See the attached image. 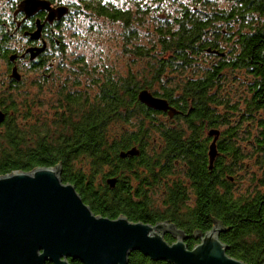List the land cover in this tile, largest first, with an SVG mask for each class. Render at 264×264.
Instances as JSON below:
<instances>
[{"label":"trees","instance_id":"trees-1","mask_svg":"<svg viewBox=\"0 0 264 264\" xmlns=\"http://www.w3.org/2000/svg\"><path fill=\"white\" fill-rule=\"evenodd\" d=\"M21 1L11 5L6 16L0 15V60L11 89L23 80L21 63L30 72L41 70L37 73L42 81L51 77L54 64L48 62L55 63L58 54L66 52L57 29L75 11L74 5L67 6L63 0H44L53 8L68 10L60 20L44 24L46 15L33 20L18 12ZM165 1L174 12H165L171 10ZM221 1L225 4L156 0L164 18L147 45L131 46L130 60L143 63L141 74L130 73L118 80L108 74L90 78L98 88L92 97L59 91L62 106L54 128L33 125L24 134L15 125L14 104L1 98L0 176L59 166L61 182L72 185L95 216L123 217L150 226L166 223L182 233L189 250L217 226L228 257L244 264H264V242L257 241L250 192L256 176L253 162L264 171V106L257 110L251 98L239 95L244 85L241 74H235L244 68L256 77L253 80L264 83V0ZM84 4L96 17L122 20L124 31L128 28V15L119 9L108 8L101 0ZM37 20L43 24L40 46L25 48L24 43L36 42L25 34L35 31ZM135 36L133 30L125 32V45ZM43 38L49 40V48ZM43 46L32 60L25 54ZM190 64L198 75L173 84L172 76ZM14 69L18 80L12 77ZM144 77L145 81H137ZM142 91L165 100L175 113L148 109L138 100ZM242 102L245 108H250L248 103L253 107L251 116L242 114ZM236 113L243 116L233 122L231 116ZM212 143L215 154L210 160ZM129 151L135 155L121 157ZM256 183L264 188L263 178ZM156 195L160 200L154 203L150 196ZM169 236L164 235V240L171 245L174 240ZM128 264L169 263L133 252Z\"/></svg>","mask_w":264,"mask_h":264},{"label":"water","instance_id":"water-1","mask_svg":"<svg viewBox=\"0 0 264 264\" xmlns=\"http://www.w3.org/2000/svg\"><path fill=\"white\" fill-rule=\"evenodd\" d=\"M67 9L53 8L44 0H23L18 12L26 19L46 12L45 23L60 20ZM25 34L38 41L43 24ZM43 47L26 50L36 58ZM13 61V59H11ZM13 78L17 79L16 70ZM138 100L148 109L175 112L168 103L147 91ZM4 116L0 113V124ZM214 143L209 148L214 158ZM135 155L134 151L121 157ZM60 168H38L31 172H12L0 176V264H128L131 253L139 252L151 261L169 264H244L226 255L217 229L206 233L191 250L183 243L182 233L166 223L155 226L131 223L123 217L115 220L95 216L75 188L59 179ZM113 185V183L111 184ZM174 242L169 245L164 235Z\"/></svg>","mask_w":264,"mask_h":264},{"label":"rangeland","instance_id":"rangeland-1","mask_svg":"<svg viewBox=\"0 0 264 264\" xmlns=\"http://www.w3.org/2000/svg\"><path fill=\"white\" fill-rule=\"evenodd\" d=\"M101 1L103 4H107L108 8L119 9L123 14H127L130 21L128 28L124 31L122 20L111 22L96 17L85 9V0H63L67 6L74 5L75 11H72V14L57 29L61 41L65 43L66 52L58 54L55 63L52 60L48 62L51 65L54 64V67H51V77H49L51 70L46 72L47 77H49L47 80L42 81L40 79L38 73H41V70H38V73L30 72L27 69L28 66L21 63L19 64V73L23 76V80L11 89L7 85L5 64L0 60V101L3 97L7 101H12L15 106V111L12 114L15 118V125L24 134L29 132L30 128L34 127L33 125H35L34 128L39 127V129L49 126L54 128L56 116L60 114L62 106L58 101L59 96L56 95L59 91L69 94H88L92 97L98 88L90 82V78L101 79L103 75L108 74L118 80L130 73L141 74L143 63L138 60V62L133 59L132 62L130 60V56H133L131 46L138 42L142 45L148 44L147 38L151 36L152 31L164 18L162 5L157 4L156 0ZM209 1H216L219 5L225 4L221 0ZM16 2L17 0H0V15L6 16L8 9ZM165 7L171 9L167 1H165ZM174 11L175 9H171L165 12ZM132 30L137 36L131 37L132 40H129L127 46L123 34ZM23 43L24 41L21 44ZM194 69H191L190 64L182 72L175 73L172 76L173 84L178 79L184 82L185 79L195 76V73L198 75ZM43 72L45 73V71ZM235 74H241L240 81L243 82L244 86L239 95L245 97L248 81H252L256 77L247 74L244 68H241L240 72L235 71ZM145 80L144 77L137 81L143 82ZM38 85H42L41 88ZM53 85L56 87H52ZM46 91H50V93H46ZM229 97L232 101V97ZM28 101H32V103L24 104ZM244 104V102L241 103L240 109L244 107ZM237 117V113L231 116L233 122L239 120ZM47 119L49 123H46ZM0 132H3L2 127H0ZM31 140L32 138L30 139L29 136L26 141L29 143ZM243 181L247 182L245 179ZM150 198L154 203L160 200L158 195L150 196Z\"/></svg>","mask_w":264,"mask_h":264},{"label":"flooded vegetation","instance_id":"flooded-vegetation-1","mask_svg":"<svg viewBox=\"0 0 264 264\" xmlns=\"http://www.w3.org/2000/svg\"><path fill=\"white\" fill-rule=\"evenodd\" d=\"M42 15L45 17L46 12H38L32 18H33V20H35L36 18L40 19V16H42ZM52 34H54V33H52ZM43 39L46 42L47 47L49 48L51 46L49 40L45 39V38H43ZM55 44L57 46H60V42L57 40L55 41ZM30 46H40V41H36L35 43H29V44L24 43L23 44V47H25V48L30 47ZM23 60H25V62H27L26 57ZM242 89L243 88H241L240 91ZM248 90L251 92H249ZM246 94H247L248 100L251 98L252 101H254V104H256V106H257L256 107L257 110L261 106H264V83L263 82H261L259 80L248 81V89L246 90ZM258 94H260L261 96H259ZM245 106L246 105L244 104V107L242 109H240L242 111V114L251 116V113L249 111L250 110L253 111V107L249 103H248V106L250 108H248V107L245 108ZM242 114L238 115L239 119H240V116H243ZM260 120H262V119H260ZM258 132H262V131H260L258 129ZM255 133L257 134V132H255ZM253 163L255 165H251V167L254 168L253 173L256 176L254 177V183L252 184L251 191H250V192H252L251 196H254L253 205H252V212L254 213V222H256L255 224L257 225V228H256L257 232H258L257 241L258 242H260V241L264 242V235L261 234V229H264V188H262V185H260L259 183L258 184L256 183L258 181H261L262 178L264 180V171H260L259 167L257 166L258 164H256V162H253ZM255 169H256V171H255ZM257 192H259L260 196H256ZM247 193L243 192L241 195H245ZM214 229H217V231H219V233H220V231H222V230H219L217 228V226H215ZM196 235H197V237L200 236L199 234H196ZM169 237H171V236H169Z\"/></svg>","mask_w":264,"mask_h":264}]
</instances>
